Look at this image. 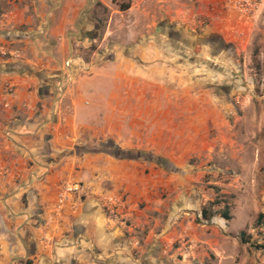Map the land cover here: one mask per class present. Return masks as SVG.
Here are the masks:
<instances>
[{"label":"crops","instance_id":"crops-1","mask_svg":"<svg viewBox=\"0 0 264 264\" xmlns=\"http://www.w3.org/2000/svg\"><path fill=\"white\" fill-rule=\"evenodd\" d=\"M26 1L9 13L29 24L16 38L21 63L0 64V197L7 204L0 264H159L148 238L160 233L143 232L157 222L149 211L171 199L164 190L193 189L191 172L209 170L232 146L223 98L213 87L195 90L193 76L180 84L183 61L160 49L84 54L97 0ZM197 1V12L227 29L228 0ZM111 61L103 103L84 106L78 98L93 79L89 70ZM64 181L82 189L60 202ZM3 219L17 225L18 243L7 238Z\"/></svg>","mask_w":264,"mask_h":264},{"label":"rangeland","instance_id":"rangeland-1","mask_svg":"<svg viewBox=\"0 0 264 264\" xmlns=\"http://www.w3.org/2000/svg\"><path fill=\"white\" fill-rule=\"evenodd\" d=\"M15 1L0 0V46L5 43L0 49V64L11 58L21 60L10 52L19 51L16 38L27 33L29 27L16 21L19 15L10 17ZM25 1L21 0L18 7ZM198 4L197 0L98 2L93 13L98 25L95 41L88 49L81 47L82 52L103 50L110 55L137 56L160 49L156 53L163 56L178 55V61H183L177 64L180 84L193 76L195 90L213 87L226 104L227 137L232 146L227 145L218 161H210L209 170L191 172L193 189L164 190L163 195L172 194L171 199L159 204V210L149 211L157 215V222H150L143 232L147 238L153 226L160 233L148 238V243L157 245L160 251L159 264H264V228L254 224L258 213L264 216V0L247 20L238 18L230 8L229 24L222 30L212 16L197 12ZM127 6L129 9L123 10ZM114 64L111 61L89 70L93 79L91 86L82 89L78 98L81 104L94 106V100L103 103L112 87ZM90 88L98 95L89 93ZM2 201L0 197L3 216L7 204ZM203 207L212 214L210 218L200 216ZM223 209L228 219L220 216ZM3 222L7 238L18 243L14 235L17 225ZM240 230L248 241L239 239ZM164 236L170 238L168 245Z\"/></svg>","mask_w":264,"mask_h":264},{"label":"built area","instance_id":"built-area-1","mask_svg":"<svg viewBox=\"0 0 264 264\" xmlns=\"http://www.w3.org/2000/svg\"><path fill=\"white\" fill-rule=\"evenodd\" d=\"M263 0H228V6L238 15V17L243 18L244 20L252 18L254 13L261 6ZM4 54V52H2ZM11 55L17 56L16 51L10 52ZM62 75L66 76V80H69L67 72H63ZM57 90H60L58 87ZM7 91H10V87L7 86ZM238 102V98L235 99ZM82 187L79 182L76 181H64L59 184L58 199L60 202L64 201L68 194L76 193L81 191Z\"/></svg>","mask_w":264,"mask_h":264},{"label":"trees","instance_id":"trees-1","mask_svg":"<svg viewBox=\"0 0 264 264\" xmlns=\"http://www.w3.org/2000/svg\"><path fill=\"white\" fill-rule=\"evenodd\" d=\"M211 215L212 214L210 212H208V210H206V208H204V207L201 208V210H200V216L203 219H208V218L211 217ZM220 216L222 218H224V219H228L229 218V215H228L226 209H223V210L220 211ZM254 224H255V226H260V227L264 228V216L261 213H258L257 214V216L255 218ZM238 235H239V239L241 241H244V242L248 241L247 238L244 237L245 234H244V231L243 230H240L238 232ZM261 247L264 248V244Z\"/></svg>","mask_w":264,"mask_h":264},{"label":"flooded vegetation","instance_id":"flooded-vegetation-1","mask_svg":"<svg viewBox=\"0 0 264 264\" xmlns=\"http://www.w3.org/2000/svg\"><path fill=\"white\" fill-rule=\"evenodd\" d=\"M98 2H100V1H95V2H93V9H92V13H94L96 10H95V8H96V3H98ZM101 3V2H100ZM126 9H129V6H127V7H125L123 10H126ZM94 19H95V17H94ZM95 23H96V19H95ZM94 23V24H95ZM97 24H95V27H94V29L92 30V31H90V33H88L87 35H88V37H89V39L90 40H93V39H95V33H96V29H97ZM170 35V34H169ZM171 36V39L172 40H174L175 39V36L174 35H170ZM176 40V39H175ZM214 42H217V39H212ZM217 43H219V41L217 42ZM219 44H221V43H219ZM6 63H8V62H6ZM16 65H19V63L18 62H16L15 63V65L14 66H16Z\"/></svg>","mask_w":264,"mask_h":264}]
</instances>
